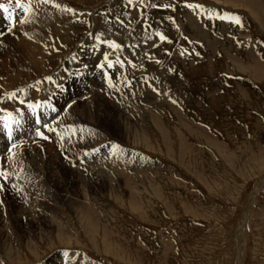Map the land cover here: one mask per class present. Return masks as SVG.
<instances>
[{
  "label": "rangeland",
  "instance_id": "374dc122",
  "mask_svg": "<svg viewBox=\"0 0 264 264\" xmlns=\"http://www.w3.org/2000/svg\"><path fill=\"white\" fill-rule=\"evenodd\" d=\"M0 3L30 46L0 38V98L77 56L37 99L47 139L36 100L1 113L0 136L36 138L0 157V264H264V0Z\"/></svg>",
  "mask_w": 264,
  "mask_h": 264
},
{
  "label": "bare ground",
  "instance_id": "6f19581e",
  "mask_svg": "<svg viewBox=\"0 0 264 264\" xmlns=\"http://www.w3.org/2000/svg\"><path fill=\"white\" fill-rule=\"evenodd\" d=\"M23 1L25 2V6H27V1H29V5L30 6H36L37 4H39L40 2H42V0H22V2L21 3H23ZM8 2V1H7ZM6 2V3H7ZM6 3L4 4L5 6H6ZM28 5V6H29ZM7 7V6H6ZM3 10V9H2ZM15 12H17V11H15ZM6 13V12H5ZM13 19L15 18L14 16H11ZM16 17H17V15H16ZM2 20H3V18H2V15H1V13H0V38H2L3 37V32H4V30H5V24L2 22ZM41 20L42 21H40V22H42L44 25H42V26H45V25H47V23L49 22L48 20L49 19H44V16L43 17H41ZM44 20V21H43ZM48 21V22H47ZM51 21V20H50ZM40 22H39V24H40ZM54 22H56V20L54 21ZM41 23V24H42ZM56 25V27H57V24H55ZM24 26V25H23ZM59 26L61 27V24H59ZM47 27V26H46ZM43 28V27H42ZM43 31H46V29H44ZM16 30L13 32L15 35H18V33H19V31H17L16 33ZM73 32V31H72ZM47 33V32H46ZM100 33V32H99ZM21 34V33H20ZM19 34V35H20ZM42 34L43 33H41V32H39L38 33V35H36L37 36V38L36 37H34V38H32V37H29L28 39H30V38H32V41H34V42H38L39 43V41H37L38 39H42ZM48 34V33H47ZM13 36V35H12ZM12 36H5L6 38H4L3 40L5 41V42H7L8 43V47L9 48H11V46H12V48H14L16 51H22V50H25L26 49V47H30L28 44L29 43H25L24 41H26V40H24L23 42H22V40H19L18 42H17V40L15 41V37L16 36H14V37H12ZM23 36V35H22ZM18 37H20V36H18ZM70 37V36H69ZM23 38V37H22ZM90 40V37H88L87 39H86V42L88 43V41ZM67 41H69V40H67ZM33 42V43H34ZM90 43V42H89ZM97 43V42H96ZM100 43V42H99ZM55 44H57L56 42H55ZM98 44V43H97ZM104 44H105V42H104ZM31 45V44H30ZM58 45V44H57ZM90 45H91V43H90ZM34 46V45H33ZM49 45H47V47H48ZM84 46V45H83ZM87 46V45H86ZM102 46V45H101ZM100 46V47H101ZM50 47V46H49ZM53 47H56V46H53ZM89 47V46H88ZM93 47V46H92ZM95 47V46H94ZM97 47V46H96ZM106 48V47H105ZM104 48V49H105ZM98 49H99V47H98ZM101 49H103V48H101ZM108 49V48H107ZM9 50V49H8ZM12 51H13V49H11ZM38 50V49H37ZM81 50V49H80ZM94 50V49H93ZM92 50V51H93ZM79 52V51H78ZM102 52V51H101ZM35 53H36V51H35ZM97 53V52H96ZM100 53V52H99ZM22 54V53H21ZM31 54H34L33 52H28V54H27V56L31 59ZM38 53H36L35 55H37ZM79 54V53H78ZM93 54V53H92ZM101 54V53H100ZM108 54H109V51H108ZM85 55V54H84ZM97 55V54H96ZM105 55V54H104ZM8 56H9V54H8ZM106 56V55H105ZM77 57V56H76ZM76 57L74 58L75 60H76ZM85 57V56H84ZM92 57H94V56H92ZM102 57V56H101ZM104 57V56H103ZM105 58V57H104ZM74 59H73V61L71 60V62L70 61H67L66 62V64H64V67L62 66L60 69H58V71L56 72V74L54 75V76H52L51 77V80H49L48 78H45L46 80H43V79H41V81H34L33 83H31V84H29V85H27V86H24V87H19V89L17 88V85H15V83L16 82H18L20 79V77L22 76V74H21V72L20 71H18L17 73H14L15 75L14 76H12L11 78H9L8 79V81H7V91L9 92H7V93H5L1 98H0V117H1V113L3 112V111H11V109H13V110H15V108L14 107H21L22 106V103H24V102H27V101H34V100H36V101H34L35 103H33V104H35V106H36V108H34L33 109V112H32V125H35L36 127H37V131L35 130L34 132H35V134L39 131V132H41V133H43V131L44 130H42L43 129V124H45V120L43 121L42 120V117L43 118H45L44 117V113H43V110L45 109V106H44V104L42 103V102H40L41 101V99H45V98H48V96H51L52 94H54V92L56 91V88H58V87H60V85H61V83L63 82V80H64V78L66 77V74H67V72H66V66H67V64H73L74 63ZM80 59V58H79ZM85 59V58H84ZM4 60V59H3ZM90 60V59H89ZM78 62V61H77ZM107 62V61H106ZM76 63V62H75ZM81 63H82V61H81ZM31 64V68H32V66H33V64L32 63H30ZM79 64V63H78ZM76 65H77V63H76ZM80 65V64H79ZM75 66V65H74ZM78 66V65H77ZM82 66V65H81ZM86 66V65H85ZM112 66V65H111ZM70 67H72V65L70 66ZM88 67V66H87ZM69 70H71V69H68V71ZM73 70V69H72ZM123 70H124V68H122V67H120V66H118V67H116V68H114V69H112V73L114 74V79H115V77H116V80L118 79L119 81H116L115 82V88L114 89H112L111 91H108V88H106V92H108L107 94H108V98H113V97H111V95L109 94L110 92H117L116 93V95L117 94H119V95H122V92L124 91V89H125V85L123 86V83L122 84H119V83H121L122 82V80H123ZM116 73V74H115ZM71 74V73H70ZM122 75V76H121ZM68 76V75H67ZM70 76V75H69ZM4 78V77H3ZM5 78H7V76L5 77ZM3 80V79H2ZM66 80V79H65ZM121 81V82H120ZM139 84V83H138ZM139 85H141V83L139 84ZM99 88H102V86H100L99 84H98V86H96V89H99ZM22 91H21V90ZM119 92V93H118ZM88 96V95H87ZM37 99H39L40 101H38ZM111 100V102H112V100L113 99H110ZM78 101V100H77ZM40 103H42V105H40ZM21 105V106H20ZM26 105V104H25ZM26 107V106H25ZM37 111V112H36ZM36 112V114H35V116H37V114L39 113V122H37L36 120H35V116H34V113ZM62 120V119H61ZM1 120H0V124H1ZM64 123V122H63ZM54 124V123H53ZM2 125H5V123L4 124H2ZM14 129H10V127H8V129H10L11 131H12V134H11V141H9L10 139H9V136H7L6 135V133L4 132L3 133V135L2 136H0V157H2V155L3 154H5L7 151H8V149L11 147L10 145H9V142L11 143V145L12 144H14V143H16L17 142V140L18 141H20V142H25V141H28L29 139H35L36 138V135H32V134H29V133H27V131H24V130H22V129H20V130H18V132L16 131V128L15 127H13ZM7 129V130H8ZM51 130V129H50ZM53 146H50V147H48V153H52V151H53ZM47 150V149H46ZM8 158H6V160H7ZM43 159V158H42ZM33 160V159H32ZM8 161V160H7ZM140 161V160H139ZM7 163V162H6ZM5 163V164H6ZM110 163V160H107L106 162H104V164L106 165V166H108V164ZM2 164V163H1ZM38 164V163H37ZM73 164H74V166L76 165V167L75 168H80V169H82V170H85V168L84 167H78V164H76V163H72V162H70V163H68V166H73ZM2 165H4V162H3V164ZM53 166V165H52ZM51 166V167H52ZM87 167V166H86ZM115 168H117V167H113L112 168V170L111 171H113ZM70 169H72V171H74L73 170V168H70ZM77 170H75V172H76ZM88 171H90V170H88ZM115 171V170H114ZM77 172H79V171H77ZM76 172V173H77ZM82 172V171H81ZM85 172H87V170H85ZM84 171H83V173H85ZM93 172V171H92ZM118 172V171H117ZM123 171H121V172H118L120 175H121V173H122ZM98 174V173H97ZM117 174V173H116ZM90 176V175H89ZM93 177V176H92ZM6 180V179H5ZM82 180H83V178H82ZM94 180V179H93ZM108 180V179H107ZM95 181H97V180H95ZM105 182H106V180H105ZM263 186V185H262ZM261 187V186H260ZM257 189H258V187H257ZM139 193H140V191H138ZM122 194V193H121ZM118 195H120V193H118ZM117 197V196H116ZM120 197H121V195H120ZM114 198H115V196H114ZM116 200H121V199H119V198H116ZM78 201H80L79 200V192H77V202ZM84 202V201H83ZM71 207L73 208V211L75 212V215H77L78 217L80 216L81 218H84V222H88L89 223V220H91L92 219V215L90 214V209H89V207H87L86 209H87V212H86V214L85 213H83V212H76L77 210L76 209H74L75 207H74V204L72 203V205H71ZM247 219V217H245V220ZM241 223H243V222H241ZM92 231V230H91ZM93 232V231H92ZM240 233V232H239ZM241 234V233H240ZM4 244V247H5V249L7 248H10V245L9 244H7V242H4L3 243ZM104 246H105V244H104Z\"/></svg>",
  "mask_w": 264,
  "mask_h": 264
},
{
  "label": "snow or ice",
  "instance_id": "6c2138e0",
  "mask_svg": "<svg viewBox=\"0 0 264 264\" xmlns=\"http://www.w3.org/2000/svg\"><path fill=\"white\" fill-rule=\"evenodd\" d=\"M129 2L131 3V0H129ZM16 6L17 7H21V3H20V0H16ZM187 7H190V8H199V7H202V5H192V4H188L186 5ZM164 7H170V5H164ZM0 9H3L5 12H8L9 9L8 7H6L4 4L0 3ZM25 11H28V9H25ZM220 19H230L232 20L233 22H235L236 24H240V20H239V17H231V16H221ZM160 38L163 40V39H166V37H164L163 35L160 36ZM114 47H119V45H115L113 44ZM103 67V66H102ZM109 67H111V64H109ZM49 80H51V77L48 78ZM38 135L42 136L44 139H47V137H44L43 136V133L41 132H37Z\"/></svg>",
  "mask_w": 264,
  "mask_h": 264
}]
</instances>
